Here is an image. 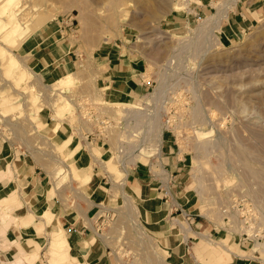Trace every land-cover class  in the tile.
Wrapping results in <instances>:
<instances>
[{
    "label": "rangeland",
    "instance_id": "1",
    "mask_svg": "<svg viewBox=\"0 0 264 264\" xmlns=\"http://www.w3.org/2000/svg\"><path fill=\"white\" fill-rule=\"evenodd\" d=\"M20 1L2 0L0 6V135L46 157L55 170L54 191L76 192L70 186L75 174L69 166L56 174L63 154L36 130L40 110L58 119L63 115L62 121L78 140L82 129L84 135L104 137L112 150L119 142L120 122L136 110L139 114L131 120L134 126L153 125L151 151H162L164 144L180 146L195 206L207 219L230 229L222 211L234 197H245L250 204L264 203V16L241 33L228 34L212 11L226 3L233 8L239 0H24L21 9L12 11ZM259 2L264 4V0ZM16 11L23 18L20 21ZM48 25L60 29L78 60L74 71L78 82L60 92L49 89L54 81L45 80L19 50L27 38ZM125 41L142 58L149 83L147 91L131 102L142 108L106 100L93 69L99 46ZM19 59L40 76L41 84L30 82L29 76L30 88L17 85L19 73L13 64ZM65 98L73 103V111L65 103L62 112L56 113V101ZM122 108L132 109L126 113ZM101 117L109 119L110 125L100 122ZM123 174L118 168L113 178L117 184ZM75 199L72 194L68 197ZM133 201L138 207L136 198ZM19 203L15 196L9 204ZM9 204L0 212L2 221L11 218ZM121 204L120 197L108 204L109 209L99 211L98 220L100 233L118 262L173 264L143 225L139 208L135 224ZM18 221L14 218L16 225ZM230 231L236 233L238 228ZM51 237L37 252L36 264L64 263L59 256L66 253L54 247L57 241ZM14 258L0 256V264H26Z\"/></svg>",
    "mask_w": 264,
    "mask_h": 264
},
{
    "label": "crops",
    "instance_id": "2",
    "mask_svg": "<svg viewBox=\"0 0 264 264\" xmlns=\"http://www.w3.org/2000/svg\"><path fill=\"white\" fill-rule=\"evenodd\" d=\"M235 2L233 8L232 3H226L212 11L221 30L228 34L241 33L264 16V4L259 0ZM59 31L56 25H48L25 38L19 48L29 58L28 63L52 82L74 72L78 64ZM20 62L29 70L23 60ZM143 68L142 58L127 41L101 45L94 53L98 84L111 102L131 103L147 91ZM31 77L41 84L40 76L32 72ZM4 107L10 108L9 104ZM40 111L36 130L63 154L80 188L76 192L68 188L54 191L55 170L46 157L0 135V197L16 194L20 202L7 205L11 218L0 220L1 259L16 260L19 256L26 262V255L40 252L51 232L61 231L72 264H120L100 233L98 220L99 211L122 199L120 191L124 190L136 198L143 225L173 264H264L259 245L197 211L188 164L175 144H164L158 157L131 166L118 185L113 179L118 167L112 158V145L104 137L84 135L80 129L78 140L66 122L51 112ZM114 187L119 188V194H114ZM71 194L75 201L68 200Z\"/></svg>",
    "mask_w": 264,
    "mask_h": 264
},
{
    "label": "built area",
    "instance_id": "3",
    "mask_svg": "<svg viewBox=\"0 0 264 264\" xmlns=\"http://www.w3.org/2000/svg\"><path fill=\"white\" fill-rule=\"evenodd\" d=\"M144 81L145 76L142 75ZM147 82V81H146ZM142 108V107H141ZM125 116L124 121L120 122V137L117 146L114 147L113 155L118 162L129 169L131 166L141 162L139 154L144 155L147 159L156 158L161 151L154 153L152 150L153 142L151 134L154 131L153 125L134 126L132 119L139 113L134 110ZM140 112V110H139ZM106 126L111 121L105 118L102 121ZM104 125V127H105ZM178 150L181 151L180 146ZM152 153V154H150ZM157 154V155H156ZM247 198L236 196L229 204L223 208L224 218L227 225L231 228H238L236 232L243 239L258 243L261 250H264V203L250 204ZM236 215V218L234 217ZM231 216H233L231 218Z\"/></svg>",
    "mask_w": 264,
    "mask_h": 264
},
{
    "label": "bare ground",
    "instance_id": "4",
    "mask_svg": "<svg viewBox=\"0 0 264 264\" xmlns=\"http://www.w3.org/2000/svg\"><path fill=\"white\" fill-rule=\"evenodd\" d=\"M13 2V1H12ZM19 2V1H18ZM24 0H21L20 1V3L18 4V8H16V7H13L12 8V11H14V10H17V9H21L22 8V6H23V4H24ZM16 3V2H15ZM11 5V4H10ZM14 6V5H13ZM15 8V9H14ZM11 9V8H10ZM37 10V9H36ZM12 14V13H11ZM15 15H17V17H18V19H19V21L21 20V19H23V18H21V17H19V12H17L16 11V13H14ZM24 14V13H23ZM25 15V14H24ZM26 16V15H25ZM21 18V19H20ZM38 19H39V17H38ZM32 21V20H31ZM30 21V22H31ZM35 21V20H34ZM28 34V33H27ZM24 40V39H23ZM9 50H10V48H8ZM8 50V51H9ZM10 51H12V50H10ZM9 51V52H10ZM8 52V53H9ZM13 52V51H12ZM11 53V52H10ZM12 54V53H11ZM14 54V53H13ZM12 54V55H13ZM9 55V54H8ZM14 63V62H13ZM12 63V64H13ZM23 63H21V62H18V63H14L13 64V66L15 67V72H18L19 73V76L15 79L16 80V83H17V85H22V86H24L25 88H30L31 87V83L29 84V81L27 82V79L29 78V76H31V73H30V71L29 70H27L23 65H22ZM30 82H33V80L32 81H30ZM72 82H78V79H77V75L75 74V72H69V73H67V74H65L64 76H62L61 78H58L56 81H54V83H52V84H50L49 85V89H51V91H55V92H60L62 89H65L66 87H68ZM6 99H8L7 97H5ZM2 100V101H7V100ZM10 99V98H9ZM8 99V100H9ZM57 102V104H56V108H55V111H56V113H59V112H62V107H63V104H65V105H67V107H68V111H73V109H74V105H73V103L68 99V98H65V99H63L61 102H58V101H56ZM55 102V103H56ZM117 102H119V101H117ZM122 103V102H121ZM127 105H129V106H126V107H134V108H141L142 106L140 105V107H139V105L137 106V104H135V103H127ZM10 106V105H9ZM125 108H122V110L124 111V112H128V111H130L132 108H126L125 110H124ZM60 114V113H59ZM63 116V115H62ZM62 116H60V118H59V120L60 121H62V120H65ZM105 119L104 118H102L101 117V120H100V122H102V121H104ZM59 125V124H58ZM150 154H152V153H150ZM140 155H142V154H139L138 156H140ZM113 159H114V162H115V165H116V167H118L120 170H122L123 172H128V169H127V167L126 166H123V165H121L119 162H118V160L116 159V156L115 155H113ZM59 162L61 163L60 165H59V167H58V169H57V171H56V174H58L62 169H66L67 170V167H68V165L63 161V159H59ZM10 168V167H9ZM59 180H60V178H59ZM75 180H74V178H72L71 180H70V186H71V188L72 189H75L76 191H78V186H77V184L74 182ZM61 185V184H60ZM116 185V184H115ZM119 185V184H118ZM122 185V184H121ZM123 186V185H122ZM115 188V187H114ZM116 189V188H115ZM117 189H119L118 187H117ZM116 189V191H118ZM123 189V188H122ZM75 192V191H74ZM120 192H122V196H123V198H122V201H123V204H121V206H123V208L128 212V215L130 214V217H131V219H132V222L134 221L135 222V224H138L139 222L137 221V217H138V208H137V206H136V204L134 203V199L132 198V196L130 195V194H128L127 192H125L124 190H122V191H120ZM16 195V194H15ZM15 195H13V194H10V195H8V196H5V197H0V212H1V210H3V209H5L4 208V205H6V204H9V203H11L13 200H14V198H15ZM77 195V194H76ZM79 195V194H78ZM79 197H80V195H79ZM83 199V198H82ZM86 201V200H85ZM90 203V202H89ZM78 204V203H77ZM82 207V206H81ZM89 208V207H88ZM82 209V208H81ZM8 212V211H7ZM9 214H10V212H8ZM7 213V214H8ZM8 214V215H9ZM49 221V220H48ZM136 221H137V223H136ZM139 226V225H138ZM142 229V228H141ZM143 234H145L144 232L145 231H141ZM51 234V239L53 240H56L57 241V245H55L54 243H53V245H54V247L55 248H57L58 249V251H60V252H62V251H65V253L66 254H61L59 257H63L62 259H59L60 261H62V262H64V263H66V264H72L70 261H69V254H68V252H67V247H66V241H65V238H64V236L61 234V231H60V233L59 232H51L50 233ZM52 244V243H51ZM257 245H259L258 243H257ZM52 245H50V247H51ZM54 247H51V248H54ZM262 251L264 252V250L262 249ZM36 254L37 253H30V254H28V255H26V256H28L27 257V259L29 260V261H33V263L32 264H34L35 262H36V260L38 259V258H36L35 256H36ZM22 256V255H21ZM20 256V257H21ZM65 256V257H64ZM19 257V256H18ZM18 257H17V259H18ZM38 257V256H37ZM19 260V259H18ZM158 259H156V261H157ZM159 262H160V260H158ZM13 262V261H12ZM58 262V261H57ZM24 263H26V264H28L27 262H24ZM63 263V264H64Z\"/></svg>",
    "mask_w": 264,
    "mask_h": 264
}]
</instances>
